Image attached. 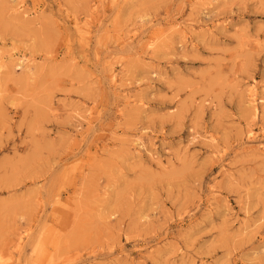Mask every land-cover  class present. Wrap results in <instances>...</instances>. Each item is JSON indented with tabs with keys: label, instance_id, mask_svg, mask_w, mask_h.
<instances>
[{
	"label": "rangeland",
	"instance_id": "374dc122",
	"mask_svg": "<svg viewBox=\"0 0 264 264\" xmlns=\"http://www.w3.org/2000/svg\"><path fill=\"white\" fill-rule=\"evenodd\" d=\"M0 264H264V0H0Z\"/></svg>",
	"mask_w": 264,
	"mask_h": 264
}]
</instances>
